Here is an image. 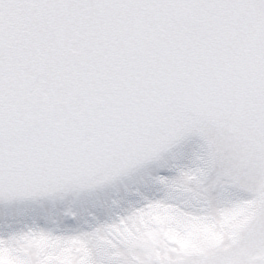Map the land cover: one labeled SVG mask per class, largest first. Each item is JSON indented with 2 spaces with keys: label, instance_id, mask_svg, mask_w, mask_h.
Here are the masks:
<instances>
[{
  "label": "snow or ice",
  "instance_id": "obj_1",
  "mask_svg": "<svg viewBox=\"0 0 264 264\" xmlns=\"http://www.w3.org/2000/svg\"><path fill=\"white\" fill-rule=\"evenodd\" d=\"M0 264H264V0H0Z\"/></svg>",
  "mask_w": 264,
  "mask_h": 264
}]
</instances>
